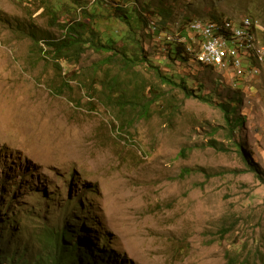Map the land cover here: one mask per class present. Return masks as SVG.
I'll list each match as a JSON object with an SVG mask.
<instances>
[{
  "label": "rangeland",
  "instance_id": "1",
  "mask_svg": "<svg viewBox=\"0 0 264 264\" xmlns=\"http://www.w3.org/2000/svg\"><path fill=\"white\" fill-rule=\"evenodd\" d=\"M96 1L0 0V264L25 251L28 260L43 255L36 234L57 227L75 233L72 245L95 261L264 264V174L252 172L245 158L264 171V63L258 78L239 80L224 65L196 64L202 49L194 47L196 61L181 66L147 32L160 24L177 37L192 21L218 19L250 18L264 27V0H105L111 13L149 4L146 28L136 36L162 73L188 78L195 95L202 89L217 103L238 101L243 157L217 106L187 98L148 63L130 75L120 64L109 66L129 96L137 87L146 97L158 95L144 116L132 100L120 105L119 94L104 97L102 62L113 52L90 48L77 61L55 59L45 40H62V25L75 17L91 24L83 11L91 14ZM222 146L229 150H217Z\"/></svg>",
  "mask_w": 264,
  "mask_h": 264
},
{
  "label": "trees",
  "instance_id": "2",
  "mask_svg": "<svg viewBox=\"0 0 264 264\" xmlns=\"http://www.w3.org/2000/svg\"><path fill=\"white\" fill-rule=\"evenodd\" d=\"M54 4L56 3L54 2ZM146 5L149 4L145 3L143 7L133 5L125 6L123 8H114L115 12L111 13L110 8H108L109 3H106L105 0H97L91 14L87 13L86 10L83 11L84 15L91 17V19L89 18V22H91V24L78 21V18L75 17L72 23H65L62 25V29L65 30V35L62 40H45V42L52 50L55 59L63 58V60L68 62L72 60L77 61L82 56L85 49L92 48L97 53L104 54L113 52L114 55L108 56L102 62L103 65L108 66L102 84L103 86L107 84V87H104L106 89L103 90V93H109L104 95V97L111 99L119 94L118 100H120V105H123V102L132 100L136 109L139 107L144 116L149 114L150 106L158 101V95L155 98H149L148 96L146 97L145 93L140 90V87H137L134 94L129 96L127 89L125 88L124 84H122V75L120 73H113L109 66L112 64L116 65V63L120 64L123 66L124 72L130 75V71L137 64L148 63V65L154 69L153 72L158 79H161L163 83H167L170 87L172 86L181 89L187 98L196 97L207 104L217 106L223 112L228 127L231 128V144L237 148V151L241 157H243L242 152L244 153L245 151L242 150V144L236 139L237 136L235 135V130L239 127H242L245 122V118H242L237 114L238 101H232L235 102V104H232L231 102L217 103V101H215L212 96H201L202 89L199 90L200 95H195V91L190 86V81L188 78L183 77L181 74H164L161 72L160 67H155L150 63V60L144 51L142 38H138L136 36V33L142 31L144 28V17L142 13H146L143 10L146 9ZM59 10L60 8L57 6L55 10L51 9V12L53 15H57ZM70 10L71 7L67 11L70 12ZM75 12L77 11L75 10ZM221 20L218 19L212 21L220 23ZM106 21L110 22V26L106 27L108 24ZM192 23L190 22L189 26ZM117 24H119V26H125L127 30H118L116 27ZM165 28L166 27L164 25L157 24L153 25V27H147V32L152 30L151 37H158L159 40H163V42L168 47L167 55L169 61L179 62L181 66L190 60L196 61L197 58L195 53L189 51L192 41H190V36H186L189 32L188 28L182 29L177 37L168 35L167 32H165ZM260 32L264 33V31ZM30 37L34 40V42H36L37 45H39L41 40L37 39V34L34 31L30 32ZM119 43H122L123 46L118 47ZM261 46H264V42H260L259 32H257L255 47ZM228 48L229 49L226 51L224 56V62L226 63L227 70H235L234 76H236L237 79H249L251 77L258 78L260 76L259 72H257V66L260 64L256 58L257 50L251 48L249 50L251 56L244 58V56H242L243 54L240 53L241 51L238 50L236 42L230 41L228 43ZM233 51H237V53L235 54ZM236 62H240V64L235 66ZM196 64L210 69H216L217 67L215 63H212L213 65L203 64V62L199 60L196 61ZM108 78L110 80L106 81ZM154 92L155 88L152 89L151 94L153 95ZM88 94L90 97L92 96L90 92ZM114 94L116 95L113 96ZM211 142L216 144L214 140ZM217 150L226 151L229 150V148L226 149V147L222 146L217 147ZM245 158L247 160L246 162H248L246 165L249 169L252 168V172L264 174V171H261L258 166L250 161L248 155H246ZM259 178L262 182H264V177L260 176ZM73 212L75 211H72V220L76 218V215ZM36 235H40L43 243L45 244L43 255H36L35 259L28 260L25 251L24 254H21L18 257L17 255L14 256L15 260L19 259L20 257L24 258L23 263L18 262L17 264H82L83 261L89 262V260L90 264H113L109 263L110 261L106 262V260L95 261L94 257H91L92 255L87 250L82 252L78 245H72L75 233L69 230V228L60 229L57 227L56 230H50L46 228L40 234ZM19 247L20 250L26 249V245L24 243H20ZM102 247H104V245H102ZM14 259L8 260L10 263L15 264ZM84 264L87 263L84 262Z\"/></svg>",
  "mask_w": 264,
  "mask_h": 264
},
{
  "label": "bare ground",
  "instance_id": "3",
  "mask_svg": "<svg viewBox=\"0 0 264 264\" xmlns=\"http://www.w3.org/2000/svg\"><path fill=\"white\" fill-rule=\"evenodd\" d=\"M249 22H253V25L255 27V30H253L252 27H248V20ZM201 29V32L203 34L199 35L196 39V41L193 44H190L189 51H192V48L195 47L194 52H197L200 49L202 51L198 52V59L199 61H203L205 64H212L213 61L209 60L208 58H203L202 55L206 53V50L209 46V43L213 41V34H218V38L221 40H233L234 42H242L246 39V45H247V52L249 54V57L251 56L250 49L254 48L257 50V61L259 63H263V61L260 60L258 53H262L261 47H255V40L257 32L264 31V28L257 24L256 22L252 21L249 18L243 19L239 22H235L229 19H224L219 22H203V21H193V23L190 25L189 29ZM239 28H244V31H239ZM203 47V48H202ZM226 52H221V61H224V56ZM238 62H236L235 66H237ZM213 65V64H212ZM208 66V65H207ZM24 124V123H22ZM24 126V125H23ZM22 127V126H21ZM23 128V127H22ZM24 130V128H23ZM29 132V130H28ZM25 134H28L24 131Z\"/></svg>",
  "mask_w": 264,
  "mask_h": 264
},
{
  "label": "built area",
  "instance_id": "4",
  "mask_svg": "<svg viewBox=\"0 0 264 264\" xmlns=\"http://www.w3.org/2000/svg\"><path fill=\"white\" fill-rule=\"evenodd\" d=\"M248 20V19H247ZM248 27H252L253 30H255V27L253 25V22H249L248 20ZM239 31H244V28H239ZM256 32V30H255ZM203 34L201 32V29H193L191 28L187 34V36L191 37V41L194 43L199 35ZM257 37V35H256ZM233 40H221L218 38V34H213V41L209 43V46L206 50V53L202 55L203 58H208L209 60L213 61L216 65H224L226 66V63L224 61H221V52H226L228 48V43ZM237 48L240 53L243 54L244 58L249 57V54L247 52V45H246V39L242 42H236ZM262 54H263V63H264V46H261ZM235 54L237 51H233ZM240 64L238 62L237 66Z\"/></svg>",
  "mask_w": 264,
  "mask_h": 264
},
{
  "label": "clouds",
  "instance_id": "5",
  "mask_svg": "<svg viewBox=\"0 0 264 264\" xmlns=\"http://www.w3.org/2000/svg\"><path fill=\"white\" fill-rule=\"evenodd\" d=\"M244 19H246V18H244ZM249 19H250V18H249ZM222 20H224V19H222ZM222 20H221V21H222ZM229 20H230V19H229ZM241 20H242V19H241ZM241 20H240V21H241ZM195 21H201V20H195ZM209 21H212V20H209ZM232 21H233V20H232ZM192 22H193V21H192ZM192 22H191V23H192ZM203 22H206V21H203ZM235 22H239V21H235ZM254 22H255V21H254ZM260 25H261V24H260ZM261 26H262V25H261ZM189 27H190V26H189ZM262 27H263V26H262ZM263 28H264V27H263ZM188 31H189V28H188ZM187 34H188V33H187ZM186 36H187V35H186ZM190 41H191V40H190ZM191 44H193V42H192Z\"/></svg>",
  "mask_w": 264,
  "mask_h": 264
}]
</instances>
